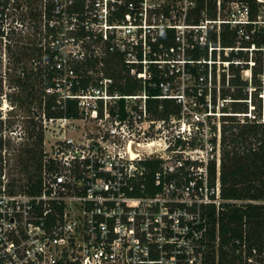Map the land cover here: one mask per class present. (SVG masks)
I'll return each instance as SVG.
<instances>
[{
  "label": "built area",
  "instance_id": "built-area-1",
  "mask_svg": "<svg viewBox=\"0 0 264 264\" xmlns=\"http://www.w3.org/2000/svg\"><path fill=\"white\" fill-rule=\"evenodd\" d=\"M263 10L253 20L243 0H0V46L11 51L41 36L45 59L59 73L47 93L59 103L76 100L81 115H44L57 130L39 190L12 191L2 174L0 264H220L222 250L264 264V244L262 261L248 257L246 234L223 246L210 214L216 210L218 219L227 203L264 201L223 198L222 117L230 100L215 104L212 67L207 82L192 68L222 63V50L250 49L223 48L221 34L235 30L238 46L252 40L250 25H264ZM168 32L171 46L163 40ZM193 51H206L208 60ZM109 53L122 55L123 74L142 88H113L100 61L88 70L90 85L73 92V64ZM178 77L184 84L172 94ZM158 87L162 94L153 95ZM152 99H173L179 111L156 117ZM219 101L222 115L212 104ZM79 121L96 127L69 135Z\"/></svg>",
  "mask_w": 264,
  "mask_h": 264
},
{
  "label": "trees",
  "instance_id": "trees-1",
  "mask_svg": "<svg viewBox=\"0 0 264 264\" xmlns=\"http://www.w3.org/2000/svg\"><path fill=\"white\" fill-rule=\"evenodd\" d=\"M248 3L252 10V19L257 20L260 14L261 5L257 0H243ZM255 29L252 40L245 41L241 46L237 45L238 34L235 30L225 28L221 34V46L250 48L248 50H232L229 55H225L222 50L223 62L220 63L223 71L220 72V81L218 78L217 63L212 66L207 61L197 63L192 67L195 74H203L206 82L210 78V67H212V78L215 85L213 90V100L217 103L218 97L222 100H230L225 103L223 112L227 113L222 117V195L228 200H257L264 201V25L252 24L249 30ZM167 46L174 44L173 34L168 32L167 37L163 38ZM217 46L216 36L213 37ZM36 53V52H35ZM197 60L205 57L208 60L206 51H193ZM21 54L24 57H32L33 52L30 48L21 46ZM44 55L42 48L38 51V56ZM215 51V58L217 57ZM45 56V55H44ZM18 59L21 65L20 76H16L15 97L17 105L23 108L26 104L41 107L42 113L46 117H74L80 118V109L76 100L68 99L66 104L59 103L57 95L48 94L47 89L55 85V79L58 77V70L54 67L53 62L46 61L45 57L40 60L45 65L38 69H26L24 59ZM103 62L105 76L114 78L115 85L123 93H135L142 86L139 79H133L125 75L123 57L119 53L108 54L102 60L96 59L89 62L83 61L73 64V68L78 74L74 79L73 92H79L86 89L90 84L91 77L88 70L92 65ZM228 61V66H225ZM41 63V62H39ZM108 69V70H107ZM111 70V71H109ZM249 72L245 76L244 72ZM157 82L161 79L155 78ZM222 87L218 89L217 84ZM153 95H161L160 87L152 88ZM0 94V107L2 98ZM11 95L7 94V100H11ZM12 102V101H11ZM151 104L154 108L156 117H165L170 113H177L178 108L172 111L171 106L173 99H152ZM160 102L164 103L162 110L159 109ZM44 115L43 118H44ZM245 118L242 119V116ZM32 129L28 131L26 138L29 143L18 156V165L23 170L25 178L12 179L10 189L12 191H37L40 187V171L44 158V141L45 132L42 124L31 120ZM4 119L0 113V124L3 125ZM27 141V142H28ZM11 146V139L0 136V185L2 184L1 176L3 174V163L5 160L4 151ZM35 167V170H32ZM216 210H211L213 222L216 224L219 220L220 236L222 245H231L233 239L243 238L246 234L249 244V256L262 261L263 244H264V206L261 204L247 203L241 206L233 203L224 205L220 211L219 218L216 219ZM220 264H252L248 258H243L222 250Z\"/></svg>",
  "mask_w": 264,
  "mask_h": 264
},
{
  "label": "rangeland",
  "instance_id": "rangeland-1",
  "mask_svg": "<svg viewBox=\"0 0 264 264\" xmlns=\"http://www.w3.org/2000/svg\"><path fill=\"white\" fill-rule=\"evenodd\" d=\"M264 14V10L262 11ZM44 35V34H43ZM40 39L41 36H38V40H36L34 37H31L30 42L27 45H22V47L30 48V51L33 52L32 57H24L21 54V46L12 48L11 51L6 49V46H0V94L2 98V106L0 107V113L2 119H4L3 125L0 124V136L1 134L6 139H11V146L7 147L4 151V157L6 159L5 163V175H7L6 180L12 181V179H21L25 178L23 175V170L21 166H19L18 163V156L21 154V151L25 148V145L29 143L26 138L28 137V131L32 129V122L37 121L39 124L43 125L44 132H45V141H44V150L45 153H50L52 149V143L56 139L54 127H57L56 124H51L49 121H45V118H43L42 115V109L37 104L35 105H28L26 104L21 108L18 106L17 98L15 97V94H17L18 89H16V76H20V71L22 69L21 65L17 62L18 59L23 58L26 64V69H38L40 66L45 65V62L40 60L41 58H44L45 56L40 55L38 56V51L40 48ZM49 40L47 39L46 45L49 46ZM79 47H82L81 45ZM79 47L75 45H68L67 51L73 50L75 48L79 49ZM83 48V47H82ZM43 49V48H42ZM86 51H89L90 46L89 44L86 45V48H83ZM36 52V53H35ZM226 54V53H225ZM41 62V63H39ZM218 66V78L217 80L220 81V72L223 71L220 64ZM226 66V65H225ZM108 70V69H107ZM111 71V70H109ZM245 76L249 74V72H244ZM184 79L178 77L177 81H175L172 84L173 90L172 94H178L180 87L184 84ZM217 84L218 89H220L221 84ZM186 84H195V80L192 79L191 81H186ZM211 86V84H210ZM7 94L11 95L9 96L11 100H7ZM210 97V96H209ZM12 101V102H11ZM214 106V110L219 113L218 115H222L223 112L221 110V103L218 102L217 106L215 107L214 103H212ZM178 108L174 103H172L171 109L172 111L174 109ZM264 117V116H263ZM245 118V116H242V119ZM45 121V123H44ZM215 125L219 122H221V116L215 117ZM47 125V127H46ZM78 125L80 126L77 130L72 129L68 132L69 135H72L74 137H77L81 131L83 132H91L95 127L96 124L92 121H79ZM83 134V133H82ZM28 141V142H27ZM32 170H35V167H32Z\"/></svg>",
  "mask_w": 264,
  "mask_h": 264
}]
</instances>
